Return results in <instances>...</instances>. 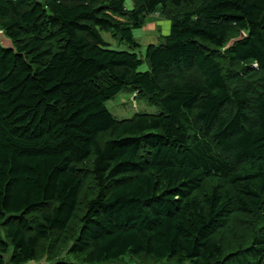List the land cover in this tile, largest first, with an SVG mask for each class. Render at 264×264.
I'll return each mask as SVG.
<instances>
[{"label":"trees","instance_id":"16d2710c","mask_svg":"<svg viewBox=\"0 0 264 264\" xmlns=\"http://www.w3.org/2000/svg\"><path fill=\"white\" fill-rule=\"evenodd\" d=\"M130 1L0 0V264H264V0Z\"/></svg>","mask_w":264,"mask_h":264},{"label":"rangeland","instance_id":"374dc122","mask_svg":"<svg viewBox=\"0 0 264 264\" xmlns=\"http://www.w3.org/2000/svg\"><path fill=\"white\" fill-rule=\"evenodd\" d=\"M125 6L126 8H131V1L125 0ZM153 20H152V19ZM160 18H163L161 14L159 13V10H157L153 15L148 17L146 19V25L139 30L133 31L134 38L140 43L141 47L139 48V55L143 57L145 46L148 44H151L155 41L154 38H159L160 34H165L168 25V21L163 18L161 20ZM158 19V20H157ZM152 20V21H151ZM156 20V21H154ZM161 21V22H160ZM149 23L152 24V26L148 25ZM148 25V26H147ZM106 40L110 43H112L114 49L116 50H123L126 49L124 46H117L116 42L112 41L108 35H104ZM158 40V39H157ZM146 69L145 66H142L140 68V71H144ZM107 108L111 112L112 115H114L117 119H126L132 117L135 113H156L158 111V108L153 105H149L146 100L143 97H140L137 93H131V92H122L120 93L114 100L107 103ZM7 256V255H6ZM60 257L63 260L69 261V262H78L81 263L78 259H76L73 255L67 254L66 252H63ZM44 260H40L39 262H35V264H47L43 263ZM91 264H178L175 260H168V259H162L158 261L154 260H144L143 254H126L124 256H121L119 259H114L105 263H91ZM189 264V263H185Z\"/></svg>","mask_w":264,"mask_h":264},{"label":"water","instance_id":"95a60500","mask_svg":"<svg viewBox=\"0 0 264 264\" xmlns=\"http://www.w3.org/2000/svg\"><path fill=\"white\" fill-rule=\"evenodd\" d=\"M244 37H245L244 34L241 33L239 37L229 40L228 43L223 46L221 51L224 52L230 49L234 45V43L241 41ZM162 43L164 44L165 42ZM0 47L4 50H10V51L13 50L10 40L7 39L1 31H0ZM145 64L147 67H149L148 62H146Z\"/></svg>","mask_w":264,"mask_h":264},{"label":"crops","instance_id":"0c3cea01","mask_svg":"<svg viewBox=\"0 0 264 264\" xmlns=\"http://www.w3.org/2000/svg\"><path fill=\"white\" fill-rule=\"evenodd\" d=\"M152 19V18H151ZM154 19V18H153ZM152 19V20H153ZM161 20H163V18H160ZM151 20V21H152ZM158 20V19H157ZM154 21H156V20H154ZM164 21V20H163ZM161 22V21H160ZM151 23H149L148 25H150ZM167 25H168V29H167V31H166V33L165 34H160L159 36H161V35H166L167 33H168V30H169V27H170V24L169 23H166ZM147 25V26H148ZM150 26H152V24L150 25ZM153 27V26H152ZM155 39V41L154 42H152V43H156L158 40L157 39H159V38H154ZM27 264H35V263H27Z\"/></svg>","mask_w":264,"mask_h":264}]
</instances>
